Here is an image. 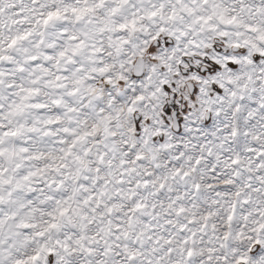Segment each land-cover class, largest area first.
I'll return each mask as SVG.
<instances>
[{"label":"snow or ice","instance_id":"1","mask_svg":"<svg viewBox=\"0 0 264 264\" xmlns=\"http://www.w3.org/2000/svg\"><path fill=\"white\" fill-rule=\"evenodd\" d=\"M0 264H264V0H0Z\"/></svg>","mask_w":264,"mask_h":264}]
</instances>
